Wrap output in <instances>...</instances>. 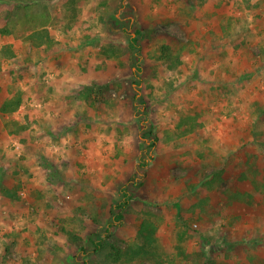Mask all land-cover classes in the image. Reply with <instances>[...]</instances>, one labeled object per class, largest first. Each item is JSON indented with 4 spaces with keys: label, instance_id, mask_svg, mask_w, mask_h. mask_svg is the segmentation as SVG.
<instances>
[{
    "label": "rangeland",
    "instance_id": "obj_1",
    "mask_svg": "<svg viewBox=\"0 0 264 264\" xmlns=\"http://www.w3.org/2000/svg\"><path fill=\"white\" fill-rule=\"evenodd\" d=\"M123 29L143 34L136 115ZM16 98L0 115V264H79L82 247L88 264H155L109 257L144 219L156 264H264V0H0V105Z\"/></svg>",
    "mask_w": 264,
    "mask_h": 264
},
{
    "label": "trees",
    "instance_id": "obj_2",
    "mask_svg": "<svg viewBox=\"0 0 264 264\" xmlns=\"http://www.w3.org/2000/svg\"><path fill=\"white\" fill-rule=\"evenodd\" d=\"M42 18V17H41ZM133 25V23H131ZM125 30V29H123ZM125 33L127 35V46L128 50L130 51V58L131 63L133 62V67L130 64V67L132 68V81H131V88L133 90V97H132V108L133 113L136 115V113H141L144 111L145 102L141 95V73L143 72L142 68V57H141V46L139 45L140 39L143 38V34L135 30L133 33H127L125 30ZM171 58V52L170 48L167 46L161 47V57L160 60H164L165 62L169 61ZM172 69V68H171ZM20 106V99H11V100H5L0 105V115L4 116L5 114L13 113L15 112L18 107ZM147 121H140L139 125L141 129H145L147 127ZM148 130L145 133L141 134V141L147 143L148 149L152 150L157 142V137H154L151 141L150 140L152 136V130L153 126L149 125ZM146 154V151H143L141 155ZM152 159V152L151 155L143 156L141 157L138 165L140 168H146L149 166L150 161ZM138 176V173H135V176L131 179V183L133 186H140L136 185V178ZM119 201L114 203L111 206L110 215H111V223L107 225V227L104 230L103 235L95 237L94 241L92 242L94 250L93 253L96 254L104 249V243L106 240L110 238L111 235V229L113 225L115 224H121L123 220V213L125 210L130 206L131 201L133 200V195L130 193L127 185L123 186L119 192ZM247 198L251 199L252 196L250 194H244ZM156 227L155 225L149 221L148 219H144L139 227V230L137 232V244L128 246L125 249H118L115 247L111 248V253L109 254V257L112 258L116 262H120L122 260L125 261H150L153 263H157L161 257L160 252L157 249L156 246ZM80 256L81 259L79 261V264H88L87 256L88 253L85 250V248L80 249ZM210 264H226V263H215L211 262Z\"/></svg>",
    "mask_w": 264,
    "mask_h": 264
}]
</instances>
